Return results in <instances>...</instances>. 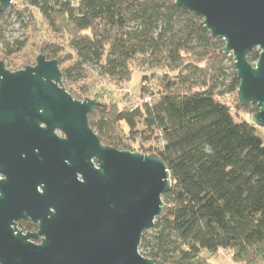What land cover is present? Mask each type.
<instances>
[{"label": "trees", "instance_id": "trees-1", "mask_svg": "<svg viewBox=\"0 0 264 264\" xmlns=\"http://www.w3.org/2000/svg\"><path fill=\"white\" fill-rule=\"evenodd\" d=\"M27 3L0 13L3 60L26 51L21 67L35 64L27 39L5 37L8 19L17 15L31 23L27 13L34 8L51 32L39 51L59 59L63 86L75 100L90 94L83 81L91 67L116 86L142 73L140 106H130L125 94L124 105L109 102L88 116L100 143L116 150L134 152L129 143L140 137L159 140L141 152L166 164L171 188L163 196L164 214L142 235L140 254L155 264H212L210 257L223 250L234 264H264V137L221 101L239 85L223 41L170 0ZM258 55L253 51L248 62ZM234 108L257 112L238 103Z\"/></svg>", "mask_w": 264, "mask_h": 264}, {"label": "water", "instance_id": "water-1", "mask_svg": "<svg viewBox=\"0 0 264 264\" xmlns=\"http://www.w3.org/2000/svg\"><path fill=\"white\" fill-rule=\"evenodd\" d=\"M170 1L223 41L239 81L238 104L255 106L251 122L263 129L264 0ZM12 2L0 0V13ZM253 51L259 55L251 64ZM106 107L67 92L59 59L38 53L33 66L17 71L0 61V264H155L139 247L167 209L170 174L155 154L100 143L88 116ZM30 174L36 187L45 185L46 208L32 210L16 190ZM19 219L38 223V232L19 231ZM38 236L40 244L32 243Z\"/></svg>", "mask_w": 264, "mask_h": 264}, {"label": "rangeland", "instance_id": "rangeland-1", "mask_svg": "<svg viewBox=\"0 0 264 264\" xmlns=\"http://www.w3.org/2000/svg\"><path fill=\"white\" fill-rule=\"evenodd\" d=\"M12 5L18 11L29 7L27 0H13L10 6ZM7 11L4 13V15L7 14ZM27 14H31L32 17H34L35 21L29 23L28 18H26L23 22L17 17V15H12L8 19L9 26L7 27L5 37L9 41L14 39H27L28 46L26 50L28 51L30 49V46H33V50L36 54H38L40 53V43L44 40H49L51 38V32L39 19V15L36 9L29 8ZM25 54L26 51H23L22 53H19L6 60H3L0 54V61L8 67V70L10 69L12 71H17L22 69V57ZM86 76L87 78L83 82L86 83V85H90V94L88 98L96 99L104 104L114 101H121L120 105H124V103L122 102V97L123 95L127 94L129 98L128 104L130 106L138 107L141 105L140 95L141 86L143 84L142 73L140 71H134L131 81L124 82L121 84V86H116L114 83L108 80L99 79L97 77V70L94 67L89 68ZM95 95H97L96 98H94ZM221 101L231 106L232 115L236 120H246L248 122H251L252 114L246 112L244 113L234 108L235 104L238 103L236 94L225 95L224 97H222ZM260 132L264 137V128L260 129ZM142 138L143 137L137 138L135 141L129 143L131 149L134 150V152H141L148 147H155L159 145V140L151 139L144 141L142 140ZM210 262L212 264H234L230 260L229 253L223 250H220L219 253L211 256Z\"/></svg>", "mask_w": 264, "mask_h": 264}, {"label": "flooded vegetation", "instance_id": "flooded-vegetation-1", "mask_svg": "<svg viewBox=\"0 0 264 264\" xmlns=\"http://www.w3.org/2000/svg\"><path fill=\"white\" fill-rule=\"evenodd\" d=\"M57 135L59 137H62V134L57 132ZM0 180H5V177L3 174H0ZM43 187L45 185L42 183L38 187L35 186V179L32 174L26 176L23 178L20 182H18V185H16V190L22 194L25 195L27 199V206L29 208H32L34 210L36 207L38 208H46L48 206L47 200H43L46 197V195L43 194ZM36 194L42 195L41 199H37ZM39 200L43 201L42 203L39 202ZM38 201V202H36ZM25 201L22 199V204H24ZM17 229L23 233L28 234H36L38 232V223L31 221L30 219H19L16 222ZM42 239V236H38L37 238L33 239L31 242L34 244H40Z\"/></svg>", "mask_w": 264, "mask_h": 264}, {"label": "built area", "instance_id": "built-area-1", "mask_svg": "<svg viewBox=\"0 0 264 264\" xmlns=\"http://www.w3.org/2000/svg\"><path fill=\"white\" fill-rule=\"evenodd\" d=\"M149 100H150L149 98H146V99H145V102H148Z\"/></svg>", "mask_w": 264, "mask_h": 264}, {"label": "crops", "instance_id": "crops-1", "mask_svg": "<svg viewBox=\"0 0 264 264\" xmlns=\"http://www.w3.org/2000/svg\"><path fill=\"white\" fill-rule=\"evenodd\" d=\"M219 251H220V250H218V252H217V253H219ZM213 256H214V255H213Z\"/></svg>", "mask_w": 264, "mask_h": 264}]
</instances>
